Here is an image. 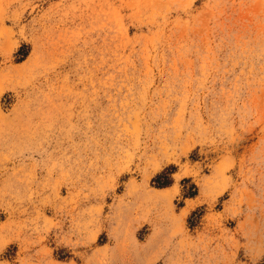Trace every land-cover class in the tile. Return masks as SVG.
Returning <instances> with one entry per match:
<instances>
[{
	"label": "rangeland",
	"instance_id": "obj_1",
	"mask_svg": "<svg viewBox=\"0 0 264 264\" xmlns=\"http://www.w3.org/2000/svg\"><path fill=\"white\" fill-rule=\"evenodd\" d=\"M0 264H264V0H0Z\"/></svg>",
	"mask_w": 264,
	"mask_h": 264
},
{
	"label": "trees",
	"instance_id": "obj_2",
	"mask_svg": "<svg viewBox=\"0 0 264 264\" xmlns=\"http://www.w3.org/2000/svg\"><path fill=\"white\" fill-rule=\"evenodd\" d=\"M171 168V167H170ZM170 168H166L165 170H163L162 172H160L159 174H157L153 179H152V182L155 183L156 186L158 187H163V186H166L170 183V179L168 177V169ZM185 181V180H183ZM195 192H191V193H188V195H193Z\"/></svg>",
	"mask_w": 264,
	"mask_h": 264
},
{
	"label": "bare ground",
	"instance_id": "obj_3",
	"mask_svg": "<svg viewBox=\"0 0 264 264\" xmlns=\"http://www.w3.org/2000/svg\"><path fill=\"white\" fill-rule=\"evenodd\" d=\"M163 190V189H162Z\"/></svg>",
	"mask_w": 264,
	"mask_h": 264
}]
</instances>
